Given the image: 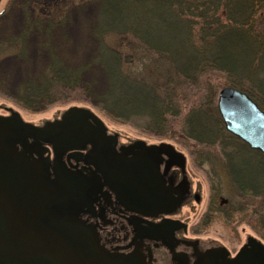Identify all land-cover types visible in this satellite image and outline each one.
<instances>
[{"label": "trees", "instance_id": "16d2710c", "mask_svg": "<svg viewBox=\"0 0 264 264\" xmlns=\"http://www.w3.org/2000/svg\"><path fill=\"white\" fill-rule=\"evenodd\" d=\"M57 1L31 0L27 27L14 37L0 38V54L22 58L19 51L26 48L32 32L49 34L42 25L52 31L54 21L48 20L47 13ZM80 3L93 7L86 57L68 63L49 39L42 48L46 59L16 85L14 101L36 111L62 98L65 91L79 90L113 118L140 120L144 129L171 136L177 132L176 119L182 115L185 101H191L189 90L204 85L203 99L184 113L182 133L206 148L220 145L239 197L260 198V206L251 216L261 224L256 229H261L264 239V154L226 130L216 105L217 90L209 78L215 72L223 73L226 84L246 91L264 110V0ZM87 69L103 73L102 87L94 75L83 77L82 71ZM212 190L211 215L215 208L227 216L248 209L235 208L233 201L223 198L221 183L213 184Z\"/></svg>", "mask_w": 264, "mask_h": 264}, {"label": "water", "instance_id": "95a60500", "mask_svg": "<svg viewBox=\"0 0 264 264\" xmlns=\"http://www.w3.org/2000/svg\"><path fill=\"white\" fill-rule=\"evenodd\" d=\"M217 106L226 129L264 154V110L257 102L227 85L219 90ZM9 111L0 114V264H127L104 253L95 228L81 216L100 184L67 168L62 158L90 143L115 191L130 203L145 205L161 195L154 179L136 173L146 168L144 158L121 162L107 157L108 127L89 107L70 106L42 124ZM163 145L174 149L169 142L151 144ZM213 258L208 264H215ZM223 264H264V242L248 236Z\"/></svg>", "mask_w": 264, "mask_h": 264}, {"label": "rangeland", "instance_id": "374dc122", "mask_svg": "<svg viewBox=\"0 0 264 264\" xmlns=\"http://www.w3.org/2000/svg\"><path fill=\"white\" fill-rule=\"evenodd\" d=\"M30 1L0 0L1 39L14 37L27 27V13L29 14L31 11L28 9ZM80 2L81 0H59L52 4L50 6L51 11L47 13L50 16L48 20L54 21L52 31L49 32L47 25H42V28L47 29L49 34L40 35L32 32L27 40L26 48L19 51L22 58L13 53L0 54V113H6V107H13L20 111L25 120L41 124L47 119L58 117L63 110L71 105L87 106L93 109L111 130L120 132L123 139L143 138L147 142L155 143L161 140L169 141L187 156V167L191 173L193 188L200 190L202 197V202L196 204V209L189 213L191 222L189 226L192 227L190 228L192 232L204 240L219 241L231 251L237 250L245 242L248 235H254L264 241L259 231L261 229H256L261 228V224H257L256 216H251V211L260 206V198L239 197L228 169L221 158L220 145L215 144L214 147L208 148L207 146L206 148L195 139L185 137L182 133L184 113L192 103H198L203 99L207 92L204 85L195 86L189 90L191 101H185L183 113L176 119L177 132L171 136L157 135L148 129H144L140 120L132 122L117 120L102 110L101 107L89 101L86 95L79 90L65 91L62 98L47 105L44 109L36 111L25 109L14 101L13 95L16 85L33 70L40 68L46 59V52L42 48L43 43L47 44L46 41L49 42V39L55 43L54 51L68 63H78L86 57L90 50L87 39L91 36L89 33L93 24V7L83 5ZM76 5H79L77 9L72 10ZM82 75L84 78L94 75L101 87L105 83L104 75L99 69L83 70ZM209 78H211L217 94L220 88L229 85L226 84V79L221 72H215ZM207 153H209L206 155L208 160L204 161L203 157ZM215 183H221L223 198L233 201L237 205L235 208L248 209L235 211L227 216L226 212L215 208L211 215L213 210L211 206L212 185ZM253 223L255 224L253 225Z\"/></svg>", "mask_w": 264, "mask_h": 264}, {"label": "flooded vegetation", "instance_id": "af4514ba", "mask_svg": "<svg viewBox=\"0 0 264 264\" xmlns=\"http://www.w3.org/2000/svg\"><path fill=\"white\" fill-rule=\"evenodd\" d=\"M105 136L107 157L121 162L144 158L146 168L136 173L156 181L161 199L145 205L126 201L109 183L108 168L102 167L98 156L91 153L90 143L80 150L66 151L62 160L67 168L100 184L89 210L81 216L95 228L104 253L127 264H208L211 257L215 264H223L237 254L248 236L237 250L231 251L221 242L204 240L190 229L189 213L202 197L200 190L193 188L187 156L184 161L179 148L152 147L155 142L143 138L126 140L109 127ZM141 140L145 144L138 142Z\"/></svg>", "mask_w": 264, "mask_h": 264}]
</instances>
